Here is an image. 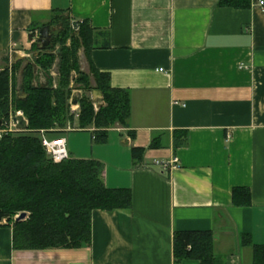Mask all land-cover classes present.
Listing matches in <instances>:
<instances>
[{"label": "crops", "instance_id": "0c3cea01", "mask_svg": "<svg viewBox=\"0 0 264 264\" xmlns=\"http://www.w3.org/2000/svg\"><path fill=\"white\" fill-rule=\"evenodd\" d=\"M259 1L0 0V59L11 63L36 54L38 26L58 12L94 29L97 45L89 58L80 50L81 67L88 73L92 63L127 90L131 117L105 143L78 119L62 137L69 157L102 162L105 184L133 193L130 208L93 211L84 247L16 248L13 227L0 226V264H201L175 261L174 233L184 230H212L224 264H253L244 236L264 245ZM134 147L146 148L141 160ZM235 188L250 189L248 204L234 202Z\"/></svg>", "mask_w": 264, "mask_h": 264}, {"label": "trees", "instance_id": "16d2710c", "mask_svg": "<svg viewBox=\"0 0 264 264\" xmlns=\"http://www.w3.org/2000/svg\"><path fill=\"white\" fill-rule=\"evenodd\" d=\"M221 3L230 5L232 0ZM46 25L57 28L47 47L42 49L34 43L36 54L10 65L7 60L0 70V120L8 118L11 110H22L28 120L27 130L5 135L0 141V226L13 227L16 248H78L91 244L93 211L130 208L133 193L129 188L108 187L103 178L104 165L98 160L69 157L53 162L42 144V132L57 139L74 124L70 101L75 89L82 93L78 97L77 128L93 127L94 138L100 143L107 141L111 128L128 125L132 102L127 90L113 88L110 75L92 63L88 73L82 70L80 50L84 49L89 58L90 50L97 45L88 22L72 24L68 16L58 12ZM57 60L55 78L52 69ZM40 75L45 76L44 82L38 80ZM94 90L102 92L104 105L98 109L91 97ZM145 151L144 147H134L133 157L141 160ZM233 198L235 203L248 204L251 191L235 188ZM22 212H27V217L16 221L15 216ZM4 219L6 223H2ZM214 242L212 230L177 231L173 237L174 259L224 264V259L215 254ZM244 244L252 247L253 264H264V245L254 244L250 235L244 236Z\"/></svg>", "mask_w": 264, "mask_h": 264}, {"label": "built area", "instance_id": "2783aa9c", "mask_svg": "<svg viewBox=\"0 0 264 264\" xmlns=\"http://www.w3.org/2000/svg\"><path fill=\"white\" fill-rule=\"evenodd\" d=\"M259 5L264 10V0H260ZM77 29L78 27L76 25V30ZM95 108L98 109L97 104H95ZM71 113L75 116V119L79 118L80 106L79 104H73L72 100H71ZM16 116H22L27 120L22 110H17V111L11 110L8 118L3 119L2 123L0 124V141L5 135L13 134L20 131L17 128V125L13 121L14 117ZM42 133H43L42 144L45 147L49 157L53 160V162L60 163L64 159L69 158L66 138L61 137L57 139H50L44 134V131ZM177 162L178 159L174 158L172 161L162 164L167 168L172 165H176ZM2 223H6V219H4Z\"/></svg>", "mask_w": 264, "mask_h": 264}, {"label": "water", "instance_id": "95a60500", "mask_svg": "<svg viewBox=\"0 0 264 264\" xmlns=\"http://www.w3.org/2000/svg\"><path fill=\"white\" fill-rule=\"evenodd\" d=\"M55 28L51 27L50 25H44L39 29V34H38V38L36 39L38 41V46L40 48H45L47 47L51 42H52V33L53 30ZM36 34H33V36ZM92 96H93V102H96L97 97L98 98H102V92L100 90H94L92 92ZM78 97L79 95H74L73 96V100L72 103L73 104H78ZM101 105H104L103 102H101L98 106L100 107ZM14 123L17 125V128L20 131H25L28 129V121L22 117V116H16L13 119ZM2 123V119L0 120V124ZM27 212H22L20 213L17 218L16 221H21L24 220L27 217Z\"/></svg>", "mask_w": 264, "mask_h": 264}, {"label": "rangeland", "instance_id": "374dc122", "mask_svg": "<svg viewBox=\"0 0 264 264\" xmlns=\"http://www.w3.org/2000/svg\"><path fill=\"white\" fill-rule=\"evenodd\" d=\"M55 29L53 30V32L55 33L56 31H57V28L56 27H54ZM57 48H59V46L57 45ZM10 56V55H9ZM7 57L8 59V61H9V65L11 64V62H10V57ZM4 58H6V56L4 57ZM28 58H30V56H28ZM83 59H84V57H83V55H81V63H82V61H83ZM7 60H2V59H0V70L4 67V66H6L7 65ZM58 62H59V60H57L56 62H55V64H54V67H53V69H52V75L55 77V78H57V76H58ZM81 65V64H80ZM82 68V67H81ZM83 70V69H82ZM84 71V70H83ZM87 73V72H86ZM17 78H18V80L20 81L21 80V74L19 73L18 75H17ZM91 78H92V76H91ZM38 80L40 81V82H43V81H45V76H43V75H40V77H38ZM92 80V82H93V78L91 79ZM94 83V82H93ZM73 84V83H72ZM74 85V84H73ZM74 87H75V85H74ZM82 93L81 92H79L78 91V89H75L74 91H73V96L74 95H81ZM70 103H71V101H70ZM80 106V105H79ZM78 123V122H77ZM74 125V124H73ZM72 128H74V126H72ZM72 134V136H75L76 135V133L75 132H72L71 133ZM17 216H18V214L15 216V220H16V218H17Z\"/></svg>", "mask_w": 264, "mask_h": 264}, {"label": "flooded vegetation", "instance_id": "af4514ba", "mask_svg": "<svg viewBox=\"0 0 264 264\" xmlns=\"http://www.w3.org/2000/svg\"><path fill=\"white\" fill-rule=\"evenodd\" d=\"M54 33V32H53Z\"/></svg>", "mask_w": 264, "mask_h": 264}]
</instances>
